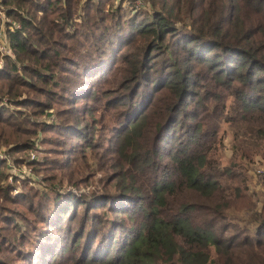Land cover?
<instances>
[{
	"label": "trees",
	"instance_id": "trees-1",
	"mask_svg": "<svg viewBox=\"0 0 264 264\" xmlns=\"http://www.w3.org/2000/svg\"><path fill=\"white\" fill-rule=\"evenodd\" d=\"M144 2L0 0V148L46 183L0 159V264H264V0Z\"/></svg>",
	"mask_w": 264,
	"mask_h": 264
},
{
	"label": "rangeland",
	"instance_id": "rangeland-1",
	"mask_svg": "<svg viewBox=\"0 0 264 264\" xmlns=\"http://www.w3.org/2000/svg\"><path fill=\"white\" fill-rule=\"evenodd\" d=\"M136 9L138 8H144L146 6L144 0H125L124 7L128 8L130 6H133ZM129 10V9H128ZM2 17V19H1ZM5 20L2 14H0V26L2 28L4 27V24L2 23ZM1 58V55H0ZM15 59V56H14ZM7 98H5V101ZM220 136L224 139V144H222L221 147V164L223 166H229L232 163V158L234 156V142L232 143L231 134L228 133V135L222 130L220 132ZM40 142V141H39ZM39 148L42 149V144H39ZM100 154V152H98ZM21 157L22 155H12L10 152V148L7 146L0 148V157L8 161L9 168H8V174L12 175L10 176L9 181L7 184L9 185H15L16 184V178L18 177V184L24 185L28 184L29 186H32L33 188H40L41 185H44V177L43 174H38L34 171L32 168H28L27 166H17L16 159L17 157ZM30 156L34 159L36 157V154L31 153ZM89 169L86 170L82 174V181L84 182L80 188L77 187H69L64 186L65 190L67 191H73L74 193L78 194H84V195H93L97 193H102L104 191V186L106 183V180L108 177L111 176L114 169H110L108 165H106V158L99 156L98 158H91L89 161ZM103 166H106V170ZM99 168H103V171H101ZM264 174V158H257L255 164L252 167V170L249 171V185L251 186V192L257 194V203L258 208L261 209V203L259 200V196L261 195V191H263L261 180L262 176ZM17 178V179H18ZM46 184V183H45ZM21 189H14L13 193L15 196H18L21 192ZM231 216L235 217L237 221H239L242 226H245L248 223V219L250 217L249 212H245L242 214L231 212Z\"/></svg>",
	"mask_w": 264,
	"mask_h": 264
},
{
	"label": "built area",
	"instance_id": "built-area-1",
	"mask_svg": "<svg viewBox=\"0 0 264 264\" xmlns=\"http://www.w3.org/2000/svg\"><path fill=\"white\" fill-rule=\"evenodd\" d=\"M0 14H2L3 17L5 18V20L2 22L4 24V27L2 28V26H0V54L2 57V60L0 61V65L3 66V59L7 57L14 58V52H12L9 42H8V29L13 31L15 27L20 28V25H18L16 22L13 23L12 20H9L5 16L2 10H0ZM0 159H3V158L0 157Z\"/></svg>",
	"mask_w": 264,
	"mask_h": 264
}]
</instances>
